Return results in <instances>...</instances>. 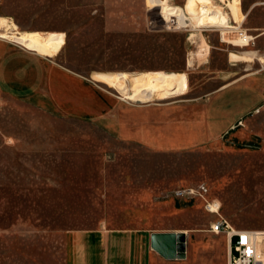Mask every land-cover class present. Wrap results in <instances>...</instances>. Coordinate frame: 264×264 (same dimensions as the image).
I'll use <instances>...</instances> for the list:
<instances>
[{
    "label": "rangeland",
    "instance_id": "rangeland-1",
    "mask_svg": "<svg viewBox=\"0 0 264 264\" xmlns=\"http://www.w3.org/2000/svg\"><path fill=\"white\" fill-rule=\"evenodd\" d=\"M165 1L184 9L183 24L149 0H0V18L16 25H0V39L33 55L21 72L9 65L5 76L0 68V264H65L66 235L99 228L183 231L185 257L154 264H227L226 234L209 230L219 214L233 227L264 230L263 139L163 149L126 132L137 128L128 125L131 116L187 117L218 83L261 69L264 0H213L227 13L221 27L192 26L196 0ZM238 26L256 36L254 45L233 42ZM39 33L46 34L41 45L26 43ZM246 50L257 56L230 60V52ZM42 65L81 80L85 110L58 102L56 94L78 97V87L48 82ZM154 70L181 72L188 83L178 90L188 91L136 105L91 79ZM215 75L221 79L212 83ZM199 184L220 203L219 214L199 197L175 196Z\"/></svg>",
    "mask_w": 264,
    "mask_h": 264
},
{
    "label": "crops",
    "instance_id": "crops-1",
    "mask_svg": "<svg viewBox=\"0 0 264 264\" xmlns=\"http://www.w3.org/2000/svg\"><path fill=\"white\" fill-rule=\"evenodd\" d=\"M225 38L226 32L223 39L225 40ZM206 51L201 55L194 54L193 57L204 58L209 50ZM36 53L43 56L39 52ZM190 59L192 62L189 64L187 61L188 66L193 65L194 62V59ZM241 61L251 60H239V62ZM28 62H30L29 65L26 64ZM32 64V54L24 53L11 46L7 41L0 39V68L3 69L5 76L8 75L9 65H14L15 71L21 72L25 67H31ZM263 69L264 65L261 69L247 71L235 78L218 83L214 89L206 94L202 104L199 105V100L203 98L195 99L197 101L196 107L190 108L191 114L187 117L158 123L156 121L161 119L159 116L157 118H153L149 114V116L141 114L131 116L128 125L137 128H127L126 132L149 145L163 149L202 144L219 146L224 144V138L227 136L238 139L264 140ZM41 71L44 72L47 81L52 84L54 82L64 84L65 82L78 87V97L71 98L69 95L56 94L58 95V102L64 108L69 109L71 107L79 112L86 109L84 98L79 97L80 88H82L81 93H83L85 86L78 77L56 65H48L47 67L42 65ZM220 79V76L215 75L209 81L216 83ZM116 90L127 102L139 105L185 94L188 87L174 96L155 97L146 100L147 102L126 98L118 89ZM256 109L259 110L255 111ZM239 121H242L241 125L237 124ZM150 234L151 232L146 230H106L102 228L71 231L65 238L64 263L154 264L160 261L164 263L168 259L159 256L151 248Z\"/></svg>",
    "mask_w": 264,
    "mask_h": 264
},
{
    "label": "bare ground",
    "instance_id": "bare-ground-1",
    "mask_svg": "<svg viewBox=\"0 0 264 264\" xmlns=\"http://www.w3.org/2000/svg\"><path fill=\"white\" fill-rule=\"evenodd\" d=\"M149 2L151 3L152 8H164L166 12L164 16L168 18L175 16L174 19L180 24H183L184 20L187 18L186 12L182 7L170 5L165 0H149ZM192 18L195 19V22H192L193 27H221L226 24L227 13L222 7L215 4L213 0H196V6ZM0 25L5 26L6 30L9 31L16 28L15 23L7 18H0ZM221 32L224 38V33L227 32V30H221ZM45 37V33H39L34 39H25V41L31 46H37L44 42ZM247 40L248 37L245 39L243 37H238V40L233 42L247 46ZM229 56L232 61H239L242 59L252 60L253 56H257V51L246 50L243 55L230 52ZM191 62L192 60L190 59L189 64ZM91 78L95 81L107 84L109 87L117 88L126 98L138 101H146L155 98L157 93L160 95L169 94L170 96H174L178 94L179 88L184 87L187 84L186 79L181 72L163 70L140 71L135 73L123 71L94 72L92 73Z\"/></svg>",
    "mask_w": 264,
    "mask_h": 264
},
{
    "label": "built area",
    "instance_id": "built-area-1",
    "mask_svg": "<svg viewBox=\"0 0 264 264\" xmlns=\"http://www.w3.org/2000/svg\"><path fill=\"white\" fill-rule=\"evenodd\" d=\"M174 21V20H173ZM177 23V22H176ZM238 37H248L247 46L255 44V36L238 26L232 28ZM177 197H199L203 200V206L210 213L219 214L220 203L208 197L209 189L205 184L197 186L180 187L174 191ZM209 230L213 233L223 232L227 237V264H264V230L249 228H236L223 218L219 217L210 224Z\"/></svg>",
    "mask_w": 264,
    "mask_h": 264
},
{
    "label": "water",
    "instance_id": "water-1",
    "mask_svg": "<svg viewBox=\"0 0 264 264\" xmlns=\"http://www.w3.org/2000/svg\"><path fill=\"white\" fill-rule=\"evenodd\" d=\"M185 232L166 231L151 232L150 246L165 259H181L185 257Z\"/></svg>",
    "mask_w": 264,
    "mask_h": 264
}]
</instances>
